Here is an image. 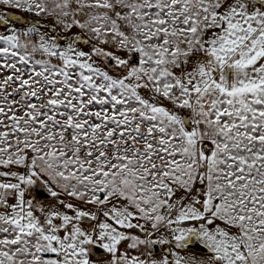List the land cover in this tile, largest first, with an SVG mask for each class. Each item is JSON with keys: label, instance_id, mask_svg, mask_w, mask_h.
I'll list each match as a JSON object with an SVG mask.
<instances>
[{"label": "snow or ice", "instance_id": "snow-or-ice-1", "mask_svg": "<svg viewBox=\"0 0 264 264\" xmlns=\"http://www.w3.org/2000/svg\"><path fill=\"white\" fill-rule=\"evenodd\" d=\"M0 8V264H264V0Z\"/></svg>", "mask_w": 264, "mask_h": 264}, {"label": "rangeland", "instance_id": "rangeland-1", "mask_svg": "<svg viewBox=\"0 0 264 264\" xmlns=\"http://www.w3.org/2000/svg\"><path fill=\"white\" fill-rule=\"evenodd\" d=\"M0 11H3V8H0ZM9 14L13 17L17 16V15H20L21 17H27L28 20H35V19H41L42 20V23H44V27L41 29L42 31H45L47 32L48 31V28L50 27L52 21L50 19H47V18H40V17H35V16H31L27 13H21L19 12L18 10H15V9H9ZM27 21H25L23 18L21 19L20 22L16 23V27L17 28H22L24 26V24L26 23ZM5 29L3 27H0V34H4L5 33ZM80 30L79 29H73V32H79ZM57 33L59 34H63L61 29L58 27L57 28ZM52 34H56V33H49V35H52ZM29 40H32L33 42H35L36 38L35 37H24V36H21V42L24 43V42H28ZM31 48V44H29V49ZM84 50L87 51L88 50V47L87 46H84ZM37 59H41V58H44V59H47V57H42L40 56L39 54H37L36 56ZM53 62L55 63V59L53 58ZM20 65H18L19 67ZM10 71L11 70H5V73L4 74H10ZM2 170H6V169H3V168H0V171ZM12 170L14 171H18L20 173H24L26 171V169L23 167V166H13L12 167ZM46 178V177H45ZM13 182H15L13 180ZM51 187L54 191H57L60 193V196L58 198H52L51 196L47 199H40L38 198L36 195H35V192H33L32 194L36 196V199L40 202H42L44 205L48 206V205H57L58 206V199H64L65 201H68L70 198L67 197V195L63 192H61L60 189H58L56 187V185L53 183L51 184ZM46 191V190H45ZM47 192V191H46ZM75 202V201H73ZM100 219H103V217H100ZM141 223H143V221H141ZM187 223V222H186ZM85 228H88L90 227V224L88 222H85L84 225H83ZM132 232L136 233V234H139V235H143L142 233H139L138 230H131ZM160 235H164L168 238H170V235H169V232L166 231L165 229H161L160 232H154V235H153V239H156L158 238ZM126 247V244H123L121 246V251H124ZM169 246L167 245H153L152 246V254L154 257L156 258H159L160 255L164 252L165 248H167ZM131 254L133 255H136V254H139V251H143V249L141 248L140 250H129ZM180 255L181 256H184V257H189V256H193L195 258H197L198 260H207V256H208V253L207 251L205 252H201V251H195L193 249H187V250H181L180 251ZM108 257L106 255H104L103 253L102 254H99V259L100 260H106ZM143 258V257H142ZM93 260H97V256H93L92 257ZM170 259H172L170 257Z\"/></svg>", "mask_w": 264, "mask_h": 264}, {"label": "water", "instance_id": "water-1", "mask_svg": "<svg viewBox=\"0 0 264 264\" xmlns=\"http://www.w3.org/2000/svg\"><path fill=\"white\" fill-rule=\"evenodd\" d=\"M35 192V195L40 198V199H47L50 197V195L45 191V190H40V189H37ZM195 251H201V252H205L206 250L203 248L202 245H198L196 246L195 248H191ZM96 252H98L99 254H102L103 253V250L99 249V248H96L95 249Z\"/></svg>", "mask_w": 264, "mask_h": 264}, {"label": "trees", "instance_id": "trees-1", "mask_svg": "<svg viewBox=\"0 0 264 264\" xmlns=\"http://www.w3.org/2000/svg\"><path fill=\"white\" fill-rule=\"evenodd\" d=\"M96 252V251H95ZM97 254H99L98 252H96Z\"/></svg>", "mask_w": 264, "mask_h": 264}]
</instances>
